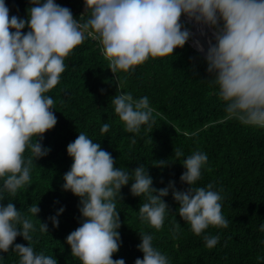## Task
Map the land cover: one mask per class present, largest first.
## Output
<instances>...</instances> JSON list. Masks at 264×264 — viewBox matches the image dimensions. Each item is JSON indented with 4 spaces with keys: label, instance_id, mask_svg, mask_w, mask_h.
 <instances>
[{
    "label": "clouds",
    "instance_id": "1",
    "mask_svg": "<svg viewBox=\"0 0 264 264\" xmlns=\"http://www.w3.org/2000/svg\"><path fill=\"white\" fill-rule=\"evenodd\" d=\"M30 5L28 18L21 19L10 15L5 0H0V253L15 252L19 264H58L52 255L34 250L35 225L15 203L5 205V193L15 197L30 185L36 161L50 153L42 141L58 120L49 93L60 83L66 59L89 36L99 41L115 75L134 72L149 58L173 56L192 39L187 24H194L208 37L209 83L218 89L226 114L242 125L264 128V0H84L79 19L56 0H30ZM195 43L205 52L199 41ZM111 104L129 133L138 134L142 126L151 129L155 124L147 96L134 99L131 93L117 92ZM110 127L103 123L101 133H108ZM131 142L136 143L134 137ZM67 154L73 162L62 187L79 198L82 216L80 226L68 234L67 244L82 264H125L124 259L113 257L121 246L116 200H123L121 190L129 184L132 195L143 199L140 220L156 230L163 227L170 211L164 201L169 192L179 205V217L203 237L207 248H214L220 237L205 234L206 230L229 226L222 214L223 190H214L211 183L194 187L208 162L202 151H193L183 160L186 171L180 181L188 185L183 191L174 181L166 188H154L143 164L134 170L117 167L101 143L83 132L68 144ZM174 156L184 153L174 147ZM167 166L168 161L153 163V167ZM40 211L35 204L27 209L35 217ZM63 211L50 217L54 227H59ZM39 231L49 233L48 225L40 221ZM260 231L264 232V224ZM139 235L143 258L135 264H170L154 246L153 235ZM19 236L28 246L15 243Z\"/></svg>",
    "mask_w": 264,
    "mask_h": 264
},
{
    "label": "trees",
    "instance_id": "2",
    "mask_svg": "<svg viewBox=\"0 0 264 264\" xmlns=\"http://www.w3.org/2000/svg\"><path fill=\"white\" fill-rule=\"evenodd\" d=\"M56 2L71 9L76 19L85 11L84 0ZM5 3L10 15L28 18L30 0ZM86 19L87 15L83 17ZM187 27L191 29L189 23ZM65 63L60 83L49 93L55 101L58 123L45 134L42 143L51 151L36 161L30 185L20 189L15 197L5 193V205L8 201L15 203L35 225L34 250L52 255L58 264H82L72 257L67 244L68 234L82 220L80 201L62 186L73 162L67 146L83 132L101 143L117 167L134 170L145 165L156 189L166 188L174 181L178 190H186L188 185L180 181L186 171L183 160L193 151H202L208 162L194 187L211 183L214 190H223L222 214L229 226L206 230L205 234L220 237L219 243L209 249L203 237L195 235L179 217V205L171 192L164 198L170 211L163 227L156 230L139 218L142 197L132 195L131 184L122 188L123 200H116L121 246L113 259L122 258L125 264L142 259L139 233L147 232L153 235L154 246L169 258L170 264H264V232L260 231L264 224V128L242 125L226 114L218 89L209 83L205 57L188 42L183 49H176L173 56L149 58L134 72L114 75L99 41L89 36ZM117 92L131 93L134 99L149 98L155 120L151 129L142 126L138 134L126 131L111 104ZM106 122L111 125L110 131L102 134L101 127ZM133 137L136 143L131 142ZM174 147L180 148L184 156L176 158ZM161 160L168 161V166L153 167L154 161ZM31 204L41 210L37 217L27 213ZM61 208L64 211L58 216L57 228L50 217L57 216ZM39 220L48 225L49 233L39 231ZM15 243L28 246L22 236ZM0 257V264H19L13 251L0 253Z\"/></svg>",
    "mask_w": 264,
    "mask_h": 264
},
{
    "label": "water",
    "instance_id": "3",
    "mask_svg": "<svg viewBox=\"0 0 264 264\" xmlns=\"http://www.w3.org/2000/svg\"><path fill=\"white\" fill-rule=\"evenodd\" d=\"M190 24V26H191V30H192V32H193V36H192V39L189 41V43L196 49V50H198V48L196 47V41H199L200 42V44H202L203 46H204V49H205V52H200L199 50V52L205 57L206 56V52H207V48H208V44H207V36H204V35H202V36H199L197 33H196V31H195V29H194V26H193V24H191V23H189ZM208 35H211V33H208Z\"/></svg>",
    "mask_w": 264,
    "mask_h": 264
},
{
    "label": "bare ground",
    "instance_id": "4",
    "mask_svg": "<svg viewBox=\"0 0 264 264\" xmlns=\"http://www.w3.org/2000/svg\"><path fill=\"white\" fill-rule=\"evenodd\" d=\"M193 26H194V28H195V30H196V33L199 35V36H202L201 35V33H200V31H199V29L193 24Z\"/></svg>",
    "mask_w": 264,
    "mask_h": 264
}]
</instances>
